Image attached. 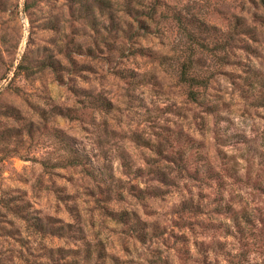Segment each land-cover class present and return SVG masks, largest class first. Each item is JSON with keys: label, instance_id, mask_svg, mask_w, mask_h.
<instances>
[{"label": "rangeland", "instance_id": "rangeland-1", "mask_svg": "<svg viewBox=\"0 0 264 264\" xmlns=\"http://www.w3.org/2000/svg\"><path fill=\"white\" fill-rule=\"evenodd\" d=\"M0 264H264V0H0Z\"/></svg>", "mask_w": 264, "mask_h": 264}, {"label": "trees", "instance_id": "trees-1", "mask_svg": "<svg viewBox=\"0 0 264 264\" xmlns=\"http://www.w3.org/2000/svg\"><path fill=\"white\" fill-rule=\"evenodd\" d=\"M191 60L192 58L189 57L181 63L178 77L181 82L187 84L189 87L188 96L195 99L197 97V93L196 91H193L192 88L206 86L208 77L198 73H192L191 68L193 62Z\"/></svg>", "mask_w": 264, "mask_h": 264}]
</instances>
